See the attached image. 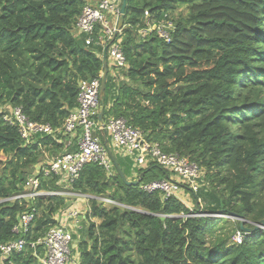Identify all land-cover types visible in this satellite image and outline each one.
I'll list each match as a JSON object with an SVG mask.
<instances>
[{"label": "trees", "instance_id": "1", "mask_svg": "<svg viewBox=\"0 0 264 264\" xmlns=\"http://www.w3.org/2000/svg\"><path fill=\"white\" fill-rule=\"evenodd\" d=\"M86 2L0 0V106L21 107L30 121L62 126L77 106L79 82L104 70L102 47L73 35ZM180 6L185 12L174 18ZM165 13L175 23L169 42L138 35ZM116 40L126 67L114 78L106 55L103 120L123 118L163 151L196 162L212 191L199 192L204 209L190 210L175 196L163 200L160 192L141 188L167 177L155 164L134 168L113 153L127 180L139 176L136 185L124 183L116 170L109 175L96 163L85 164L69 187L90 196L73 251L77 264H264V229L246 232L236 244L239 219L227 236L219 225L225 219L209 215L236 213L246 227H252L247 220L264 217V0H126ZM69 142L67 135H43L25 143L0 112V245L18 237L12 229L29 209L24 199L8 198ZM39 179L43 190L61 189L54 176ZM98 197L116 203L104 205ZM68 198L41 195L29 204L35 217L25 247L10 256L13 264H41L42 247L29 244L57 224Z\"/></svg>", "mask_w": 264, "mask_h": 264}, {"label": "built area", "instance_id": "2", "mask_svg": "<svg viewBox=\"0 0 264 264\" xmlns=\"http://www.w3.org/2000/svg\"><path fill=\"white\" fill-rule=\"evenodd\" d=\"M121 1L95 0V5L85 4L77 17L74 28L77 36H81L86 45L102 47L103 54L100 55L102 58L105 54L108 55L111 74L114 78L121 77V69L126 67L121 43L116 40L117 35L115 36ZM97 28H101L102 32H98ZM174 29L173 19L165 13L161 19L151 23L147 22L146 27L139 29L138 35L146 38L153 33L162 41L169 42ZM101 77L102 73L98 77L79 82L77 106L69 112L59 129H54L48 123L30 121L23 114L21 107H7L4 111H0L3 113V120L18 129L25 143H30L43 135H67L70 138V142L61 153L34 168L32 175L25 180L20 194L8 198L24 199L29 209H25L18 215L17 222L12 229L18 237L0 245V264H13L10 256L15 252H20L26 245L25 234L36 213L35 206L31 204V207L29 204L41 195L60 194L69 198L75 197L81 201L89 199V195L73 192L69 190V187L87 163H96L107 174L113 175L115 167L109 150L120 157H128L133 162L134 168L143 169L150 164L162 168L167 173L166 178L142 184L141 188L148 192H160L163 200L171 196L178 198L181 192L197 193L201 183L205 180V175L202 173L203 168L196 162L176 152L163 151L157 142L147 140L146 135L140 129L129 125L123 118L109 117L100 125L97 113L100 108ZM100 133L103 134L104 139ZM40 174L44 178L54 176L55 183L61 189L56 191L41 189ZM134 178L139 179V176L135 173ZM98 199L104 205L116 203L106 197H98ZM83 212L76 206H68L57 213L56 225L50 227L36 241L30 242L29 245L33 249L38 245L42 247L43 255L39 259L41 264L71 263L75 250L74 235L76 230L81 229L80 221L85 220L88 209ZM245 236L246 232L237 230L232 240L239 244Z\"/></svg>", "mask_w": 264, "mask_h": 264}, {"label": "rangeland", "instance_id": "3", "mask_svg": "<svg viewBox=\"0 0 264 264\" xmlns=\"http://www.w3.org/2000/svg\"><path fill=\"white\" fill-rule=\"evenodd\" d=\"M185 12V6H180L179 8H178V10H177V12H176V14H175V16H174V18H176L177 17V14H179V13H184ZM123 75V74H122ZM120 78H122V77H120ZM7 107H9V106H0V111H4ZM47 155V154H46ZM204 170V171H203ZM203 170H202V173H204V175H205V173H206V171H205V169L203 168ZM202 185H201V187H200V189H199V191L197 192V193H191V192H181L180 193V195H178L179 197V199L190 209V210H193V209H204V207H205V200L202 198V196H200V194H199V192L202 190V189H207V191L210 189L211 191H212V189L210 188V185H209V183H208V181L205 179L202 183H201ZM206 191V190H205ZM204 192V191H203ZM196 194H198V196L196 195ZM194 195H195V197L197 198V201H198V204L196 203V201H195V198H194ZM68 199H70V198H68ZM87 200L88 199H86V200H84L83 201V203H88L87 202ZM73 202V200L71 199L70 201L68 200L67 201V203H68V205H69V203L71 204ZM81 207H79L80 208V210L82 211V210H84V205H80ZM212 216H214V217H219V216H222L224 219H225V223H221V224H219L220 226H224V230H223V232L224 233H228V235L227 236H231L232 234H233V229H234V227H235V221H234V219H233V217L232 216H229V215H227V214H212ZM247 222H249L250 224H252V226L254 225V223H251L250 221H248L247 220ZM248 223H244V226H246ZM80 225H81V230H84V226H85V222H84V220H81L80 221ZM83 226V227H82ZM83 232V231H82ZM82 232H80L79 231V234H78V236H76V235H74V242H73V244L74 245H76V243H77V241H79V238L80 239H82V237H83V235H82ZM81 233V234H80ZM75 248H76V246H75ZM76 259H77V255H76V252L75 253H73V256H72V259H71V263L70 264H73L75 261H76ZM76 263H77V261H76Z\"/></svg>", "mask_w": 264, "mask_h": 264}, {"label": "water", "instance_id": "4", "mask_svg": "<svg viewBox=\"0 0 264 264\" xmlns=\"http://www.w3.org/2000/svg\"><path fill=\"white\" fill-rule=\"evenodd\" d=\"M125 7H126V0H122L121 6L119 9L117 31L115 32V36L117 35L118 31L121 30V28L123 27V22H124V18H125ZM102 60H103L104 70L102 72L100 88H99V101H100V103H101V100L103 99V97L105 95L106 80H107V74H108V70H109L106 54L103 56ZM103 115H104V109L100 105V108H99L98 113H97V119H98V122L100 125L103 124ZM108 152H109L110 158L114 164L116 172L119 174V176L124 181V183H126L128 185L129 184H134V185L138 184L140 179H136V180H132V181L126 179L121 168L117 164L113 153L110 150ZM223 211H224L223 209H220L217 211L216 214H220V213L222 214ZM232 216H233V218L239 219V226H240V229L242 231L250 232V231H257L259 229H264V217L259 219L257 222H255L252 227H246V226H244L245 219L242 216H238L236 213H232Z\"/></svg>", "mask_w": 264, "mask_h": 264}, {"label": "crops", "instance_id": "5", "mask_svg": "<svg viewBox=\"0 0 264 264\" xmlns=\"http://www.w3.org/2000/svg\"><path fill=\"white\" fill-rule=\"evenodd\" d=\"M87 2H86V4H91V5H95V0H86ZM73 35L74 36H76V37H78L77 36V33H76V31H75V29H73ZM78 38H81V36H79ZM101 54V53H100ZM103 54V53H102ZM73 200V202L70 204L69 203V205L68 206H76L77 208H79V207H81L80 205H84V210H82V213H84L83 211H85V210H87V208L89 209V207H88V203H83V201H81V200H77V199H73V198H70V199H68L69 201L70 200ZM67 200V201H68ZM68 204V203H67ZM80 209V208H79ZM81 226V225H80ZM78 231V232H77ZM79 231L81 232L82 230L81 229H79V230H76V233H75V235L76 236H78V234H79ZM79 240H80V238H79ZM74 246H76V245H74ZM75 250H77V248H75ZM76 255L78 256V253H76ZM76 261L78 262V260L76 259ZM76 261L73 263V264H77L76 263Z\"/></svg>", "mask_w": 264, "mask_h": 264}]
</instances>
